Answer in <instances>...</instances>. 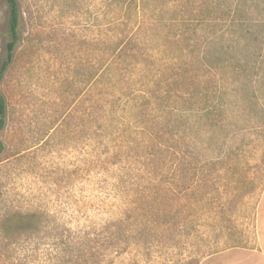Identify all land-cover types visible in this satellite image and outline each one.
Returning <instances> with one entry per match:
<instances>
[{"label":"rangeland","instance_id":"obj_1","mask_svg":"<svg viewBox=\"0 0 264 264\" xmlns=\"http://www.w3.org/2000/svg\"><path fill=\"white\" fill-rule=\"evenodd\" d=\"M17 1L20 45L0 86L8 103L7 127L0 135V264H199L208 256L230 264L232 256L251 255L264 188V144L258 133L264 81L227 86L221 119L200 121L187 143L180 139L178 147L159 150L152 147L157 127L174 129L166 131L169 135L176 130L174 116L165 110L176 105L164 84L159 86L165 98L151 122L136 113L129 94L120 93L105 102L108 111L101 110L97 123L95 111L91 116L97 94L86 77L93 41L104 43L109 0ZM6 18L0 0V61ZM164 34L149 42L155 61L146 67L156 79L179 54L176 46L162 42ZM233 46L260 55L256 70L264 74V30L259 41ZM177 108L183 111L185 105ZM181 116L180 134L195 121L194 114ZM229 163L237 164V174ZM194 165L206 179H195ZM172 179L190 185L183 210L188 222L179 224L178 213L175 220L170 214L155 224L145 222L158 182L166 181L169 190ZM172 206L171 213L180 210L174 201ZM15 212L38 213L48 224L34 235L7 234L1 221Z\"/></svg>","mask_w":264,"mask_h":264},{"label":"trees","instance_id":"obj_2","mask_svg":"<svg viewBox=\"0 0 264 264\" xmlns=\"http://www.w3.org/2000/svg\"><path fill=\"white\" fill-rule=\"evenodd\" d=\"M3 1L7 18L1 32L5 45L0 61V86L15 63L20 45L21 17L17 0ZM108 7L110 22L104 43L99 45L100 41H93L94 59L86 77L87 83L89 82L97 94L91 100V116L92 111H95L96 123L101 116V110L105 108V102H111L115 93L129 94L134 101L133 108L136 113H143L151 122L154 117L152 114L156 113V104L161 98H165V89L171 88L172 94L168 97L174 100L176 106L172 105L170 110L168 106L165 110L174 116L176 130L169 135L166 131L173 132L174 129L165 125L157 127L153 132L156 141L152 147L159 150L163 146L178 147L175 145L179 143L178 140L187 143V136L188 141L191 139L190 133L200 121H210L213 124L218 115L221 119L225 109L227 95L224 92L227 86L247 87L260 80L264 81V74L256 70L257 64H260V55L236 52L233 46L236 43V49H239L242 40L261 39L264 20L259 18L264 10V0H109ZM160 33H165L162 42L176 46L179 54L172 57L175 62L172 66L163 68L161 74L164 76H157L156 79L146 66L155 61L150 53L149 42L155 39L154 34L159 36ZM228 36H235V39H230L231 42L227 43ZM161 84L165 85V89H160ZM108 96L110 99H107ZM179 104H184L185 110L177 108ZM98 108L100 109L96 111ZM107 111L104 109V112ZM7 112V99L0 91V135L7 127ZM186 112L194 114L195 121L186 125L180 134L178 126L183 124L181 115ZM100 127L99 125L98 128ZM259 129L258 133L264 144V119ZM169 141L172 144L168 145ZM2 148L0 141V150ZM206 164L202 167L209 166ZM211 164L212 167L216 166V163ZM245 165L248 166V163L245 162ZM227 167L236 173L237 164L229 163ZM192 170L195 179H206L204 172L197 169V174L195 173L196 165ZM238 177L249 179L243 173H239ZM165 182H158L157 194L152 197L153 200L148 201L150 214L145 222L155 224L159 222V218L170 214L175 220L178 213V223L185 224L188 218L183 210L189 206L185 199L190 185L185 179H172L169 184L174 188L166 190ZM196 200L198 203L199 199ZM172 201L180 206V210L176 209V212L173 210L171 213ZM1 223L7 234L9 231L13 234L34 235L48 221L35 212H15ZM166 223L167 220L162 224ZM91 264L100 262L94 261Z\"/></svg>","mask_w":264,"mask_h":264},{"label":"crops","instance_id":"obj_3","mask_svg":"<svg viewBox=\"0 0 264 264\" xmlns=\"http://www.w3.org/2000/svg\"><path fill=\"white\" fill-rule=\"evenodd\" d=\"M256 239L255 248L251 255L235 256L229 260L230 264H264V188L262 198L258 204V212L255 219ZM224 259L217 256H208L199 264L223 263Z\"/></svg>","mask_w":264,"mask_h":264}]
</instances>
